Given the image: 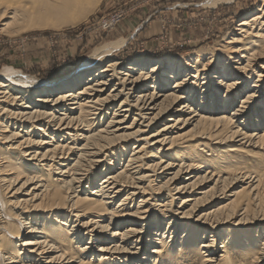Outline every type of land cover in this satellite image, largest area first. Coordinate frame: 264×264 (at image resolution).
<instances>
[{
	"label": "bare ground",
	"instance_id": "bare-ground-1",
	"mask_svg": "<svg viewBox=\"0 0 264 264\" xmlns=\"http://www.w3.org/2000/svg\"><path fill=\"white\" fill-rule=\"evenodd\" d=\"M101 1L0 0V25ZM233 31L126 69L105 44L50 86L0 72V264H263L264 0Z\"/></svg>",
	"mask_w": 264,
	"mask_h": 264
},
{
	"label": "rangeland",
	"instance_id": "rangeland-1",
	"mask_svg": "<svg viewBox=\"0 0 264 264\" xmlns=\"http://www.w3.org/2000/svg\"><path fill=\"white\" fill-rule=\"evenodd\" d=\"M206 1L102 0L80 22L57 28L49 23V27L31 25L30 29L25 24L26 29H22L18 27L24 26L20 22L6 19L11 25L5 30L0 25V72L7 70L32 84L50 86L81 69L102 67L105 61L90 56L105 44L119 40L122 44L109 60L117 59L124 69L145 59L183 60L201 49L224 43L240 20L254 14L263 0H232L216 6ZM256 79L258 76L252 74L248 88ZM165 122L156 124L152 131Z\"/></svg>",
	"mask_w": 264,
	"mask_h": 264
}]
</instances>
